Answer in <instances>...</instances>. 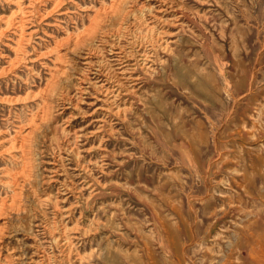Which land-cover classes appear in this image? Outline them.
<instances>
[{
	"label": "rangeland",
	"instance_id": "1",
	"mask_svg": "<svg viewBox=\"0 0 264 264\" xmlns=\"http://www.w3.org/2000/svg\"><path fill=\"white\" fill-rule=\"evenodd\" d=\"M263 42L264 0H0V264H264Z\"/></svg>",
	"mask_w": 264,
	"mask_h": 264
},
{
	"label": "bare ground",
	"instance_id": "2",
	"mask_svg": "<svg viewBox=\"0 0 264 264\" xmlns=\"http://www.w3.org/2000/svg\"><path fill=\"white\" fill-rule=\"evenodd\" d=\"M165 9V8H164ZM119 16H122V14H120L119 13ZM125 17V16H124ZM86 18V17H85ZM133 19V18H132ZM165 24V23H164ZM166 25V24H165ZM152 30H154L153 28H151ZM167 29V28H166ZM123 30H126V28H123ZM151 31V30H150ZM167 33V31L165 30V31H163V30H161V31H159V32H157V38L155 39V38H151V43L152 44H154L155 43V41L156 42H158V43H160L159 42V40H161V38L162 37H165L166 34ZM76 36V35H75ZM69 37V36H68ZM68 39V38H67ZM264 43V42H263ZM110 55V54H109ZM154 61V60H153ZM122 62V61H121ZM70 65V64H69ZM125 65V64H124ZM120 67V66H119ZM156 67V66H155ZM160 68V67H159ZM67 69V68H66ZM67 72H68V70H67ZM67 74V73H66ZM105 76V75H104ZM151 78V77H150ZM189 91H190V89H189ZM188 91V92H189ZM184 92V91H183ZM54 94V93H53ZM191 94V93H190ZM190 94H188V95H190ZM233 94V93H232ZM187 95V96H188ZM193 96V95H192ZM194 97V96H193ZM194 98H196V97H194ZM111 101V100H110ZM225 101V100H224ZM67 102V101H66ZM76 102V101H75ZM156 102V101H155ZM235 102V101H234ZM104 103V102H103ZM106 104V103H105ZM202 104H203V102H202ZM234 105V104H233ZM159 106V105H158ZM115 107V106H114ZM113 107V108H114ZM248 107V106H247ZM129 108V107H128ZM236 108V107H235ZM97 109V108H96ZM105 109V108H104ZM115 109V108H114ZM95 111V110H94ZM200 112V111H199ZM90 113V112H89ZM92 113V112H91ZM113 113V112H112ZM111 113V114H112ZM201 113V112H200ZM113 114H115V113H113ZM204 117H205V115H204ZM203 118V117H202ZM175 121V120H174ZM198 122V121H197ZM199 123V122H198ZM209 124V123H208ZM173 127H175V126H173ZM247 129V128H246ZM215 130V129H214ZM261 130H264V127H263V129H261ZM184 131V130H183ZM230 131V130H229ZM191 132V131H190ZM231 132V131H230ZM115 133V132H114ZM168 133V132H167ZM166 133V135H169V133L167 134ZM198 133H200V132H198ZM259 134H261L262 136H261V138L262 137H264V133L262 132V131H256V132H254V133H252L251 135H250V138H251V140L253 141V143H260L261 141H258L257 139H259V137H260V135ZM165 136V135H164ZM163 136V137H164ZM197 136V135H196ZM198 137V136H197ZM168 138V137H167ZM171 139V138H170ZM97 140V139H96ZM200 140V139H199ZM136 145V144H135ZM214 148V147H213ZM252 174V173H251ZM253 175V174H252ZM256 175V174H255ZM213 192V191H212ZM214 227V226H213ZM211 230H213V228H211ZM212 232V231H211ZM251 237V234L249 235V238ZM251 239V238H250ZM256 244L257 245H259V248H260V253H259V256L261 257V258H263L264 259V254H263V252H262V248H264V241H262V240H260L259 239V241L257 240L256 241ZM255 254V250H254V248H252V253L250 254V257H251V259L252 260H255V261H259L260 260V257L259 256H256V255H254ZM42 259V258H41ZM78 260V259H77ZM80 261V260H79ZM262 262H264L263 260H261ZM81 262V261H80ZM84 262H85V260H84Z\"/></svg>",
	"mask_w": 264,
	"mask_h": 264
}]
</instances>
